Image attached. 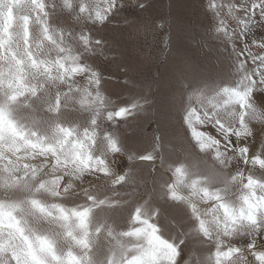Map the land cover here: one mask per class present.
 Returning a JSON list of instances; mask_svg holds the SVG:
<instances>
[{"label":"snow or ice","instance_id":"snow-or-ice-1","mask_svg":"<svg viewBox=\"0 0 264 264\" xmlns=\"http://www.w3.org/2000/svg\"><path fill=\"white\" fill-rule=\"evenodd\" d=\"M127 7L0 0V264H190L193 245L200 264H264V0H207L219 67L137 81L117 63L112 93L96 57L121 54L100 33ZM158 105L203 167L173 159L159 125L129 145Z\"/></svg>","mask_w":264,"mask_h":264},{"label":"rangeland","instance_id":"rangeland-1","mask_svg":"<svg viewBox=\"0 0 264 264\" xmlns=\"http://www.w3.org/2000/svg\"><path fill=\"white\" fill-rule=\"evenodd\" d=\"M171 2L173 5L170 6V9L177 18V21L180 22V26H178L175 30H171L172 47L171 52L167 56V60L163 61L159 59V62L155 63V60L152 59L147 52H149L152 47L157 48V45H155V42L152 41V39H155L154 35L158 37L159 33L155 31L154 34V29L151 30L148 25L143 23L149 22L148 20L152 14H145L146 12L140 11L134 6L133 0H127L128 7L127 10L123 12L124 17H132L134 15L135 18H139L142 22H139V25L135 22L131 28L129 27L130 29H128V32L125 34L126 40L120 41L116 44L117 49L121 54L118 61H116V64L120 63L127 65L130 69L129 76H131L134 80H144L149 76L159 75L161 73H163L167 79H171L181 71H191L193 74H207L209 69L220 66L217 61V57L221 55L224 45L220 39L214 38L213 21L210 18V15L205 11L207 0H171ZM159 8V11H162L161 14H159V17L167 15V13H165V10L168 9L166 4L162 6L159 5ZM152 18L154 19V16H152ZM232 26L234 27V25ZM260 34L261 33L257 32V36ZM252 50L254 52L256 51L255 48ZM106 55L109 57V55H115V53L109 51ZM107 60L104 56L96 57V63H100L99 67H106V63H108ZM109 61H111V59ZM116 64H112V67L111 64H108L109 67L113 69L114 73L111 75L109 74V76L113 77V79L111 81L109 80L105 88L112 93H119L121 91L120 85L116 83V79L119 78L120 71ZM163 94L164 90H161V92L158 93V96L162 98ZM113 98H115V96H113ZM257 99H259V97H257ZM147 114V120H149L150 117L151 119L155 118L158 125L159 118H162L165 114L170 116L168 110L159 105L156 109H153ZM69 118L71 119L72 117L70 116ZM162 121L163 120H161V123ZM169 139V142L173 147L176 149H178V146L179 148L181 147V150H183L182 153L185 152V154H183L184 156H187L186 154L191 156L184 157L185 159L191 158L193 159V164L197 163L201 166L203 165L201 164L202 158L197 155V153L194 151L193 154L190 153L192 149L190 152L185 151L183 148L185 141H181L182 139L178 138L175 140L173 138ZM172 152L170 155L173 159L175 158L174 156H177L178 158L182 156V153L180 152L178 154L176 151ZM129 163L130 161L126 158H122L117 161V167L124 168ZM138 168H146L147 170V166ZM255 171L257 176L264 175V173H261L259 170ZM205 257V249L197 245H193L185 253V259L190 260V264H200L198 262L205 259Z\"/></svg>","mask_w":264,"mask_h":264},{"label":"trees","instance_id":"trees-1","mask_svg":"<svg viewBox=\"0 0 264 264\" xmlns=\"http://www.w3.org/2000/svg\"><path fill=\"white\" fill-rule=\"evenodd\" d=\"M164 4H166L168 7V9L165 10V13H167V15L165 16L162 15L163 17L161 16L159 17V14H161L162 12V11L161 12L159 11L160 9L159 5L162 6ZM171 5H173L171 0H151V5L145 13V14H149V15L152 14V15L150 16L148 20L149 22H143V23L148 25L151 30L154 29V34H155V31L159 33L158 37L154 35L155 39H152V41L155 42V45H157V48L152 47V49H150V51L147 52V54L151 56L152 59L155 60V63L159 62V59L163 61L167 60V56L171 52V47H172L171 30L172 29L175 30L178 26H180V22L177 21V18L175 17V15L170 9ZM122 16L124 17L123 14ZM152 16H154L155 20L152 18ZM126 18L130 22V24H125L122 18L118 19L117 21L113 23V25L107 27L102 33H100V35H102L105 40L110 41L114 45H116L120 41L126 40L125 34L126 32H128V29H130L131 26L135 24V22L136 24H138L139 22L140 23L142 22L140 21L139 18H135L134 15L132 17L127 16ZM112 56L114 55H109V57H112ZM109 60H107L108 63H106V67H103V66L100 67L105 72L106 76H109V74L111 75L114 73L113 69L110 68L108 64H111V67H112V64L113 65L116 64V62L112 60L109 61ZM162 118H159V128L160 130L164 131L167 134L168 140H170L169 138H173L174 140L176 138L181 139L180 133H178L180 132L178 121L176 123L175 119H173L171 116H168V114H165V116H163ZM147 119H148V114L142 115L139 121L137 122V124L134 125V128L132 129V131L131 130L129 131L128 143L135 151H142L143 149L150 148L154 140L153 135L159 134L158 128H157L158 124H157L156 119L155 118L151 119V117L149 118V120ZM161 120H163L162 123H161ZM181 141H184V140H181ZM170 149H171V152L176 151V148L173 147L171 144H170ZM143 166H147V163L139 164L137 166L136 171H137L138 176L146 177L147 176L146 168H138V167H143Z\"/></svg>","mask_w":264,"mask_h":264},{"label":"crops","instance_id":"crops-1","mask_svg":"<svg viewBox=\"0 0 264 264\" xmlns=\"http://www.w3.org/2000/svg\"><path fill=\"white\" fill-rule=\"evenodd\" d=\"M178 149H176V153L178 154L179 152L180 153H182L183 152V150H181L180 148H179V146L177 147ZM184 149H185V151H191V148H190V146L187 144V142L185 141V145H184V147H183ZM180 150V151H179ZM191 154H193V151H191L190 152ZM183 154H185V152L184 153H182V156L181 157H179V159H184V160H186V162L188 163V164H190V165H199V164H197V163H195V164H193V159H191V158H184V157H188L189 155L188 154H186L187 156H184ZM175 158L174 159H177L178 157L177 156H174ZM189 157H191V156H189ZM143 163H145V162H143ZM202 164V163H201ZM199 166H201V165H199ZM201 167H203V165L201 166ZM195 248V247H194ZM195 250H196V248H195ZM187 252V251H186ZM198 263H200V262H198Z\"/></svg>","mask_w":264,"mask_h":264}]
</instances>
